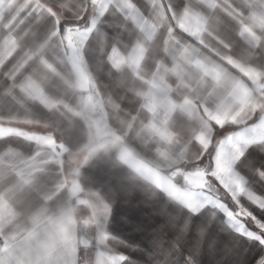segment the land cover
<instances>
[{
  "label": "snow or ice",
  "instance_id": "obj_1",
  "mask_svg": "<svg viewBox=\"0 0 264 264\" xmlns=\"http://www.w3.org/2000/svg\"><path fill=\"white\" fill-rule=\"evenodd\" d=\"M0 264H264V0H0Z\"/></svg>",
  "mask_w": 264,
  "mask_h": 264
},
{
  "label": "crops",
  "instance_id": "obj_2",
  "mask_svg": "<svg viewBox=\"0 0 264 264\" xmlns=\"http://www.w3.org/2000/svg\"><path fill=\"white\" fill-rule=\"evenodd\" d=\"M134 196H138V194H133ZM138 199H142V197H138ZM115 213H116V222L114 224V228L116 231L124 236L131 237L132 239L143 240V236H139L138 233L132 230L131 226L122 225L120 223L121 219L125 216L133 217V223L137 219H143L145 216V212L142 211L143 209H150V206L147 204L140 205L138 202L134 201L133 203L129 204L127 202H116L115 205Z\"/></svg>",
  "mask_w": 264,
  "mask_h": 264
}]
</instances>
